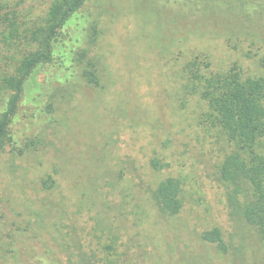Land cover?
Instances as JSON below:
<instances>
[{
  "label": "rangeland",
  "instance_id": "obj_1",
  "mask_svg": "<svg viewBox=\"0 0 264 264\" xmlns=\"http://www.w3.org/2000/svg\"><path fill=\"white\" fill-rule=\"evenodd\" d=\"M49 1L36 0L34 12ZM174 2L97 0L105 87L59 98V127L45 146L0 154V264L108 257L119 264H264V245L231 215L216 178L231 147L203 123L206 102L183 93L181 66L204 51L217 72L238 63L245 77L264 76V68L221 37L173 42L179 34L166 32L160 18L161 6L170 13ZM1 69L13 70L2 54ZM22 125L16 119L17 131ZM153 157L169 166L154 170ZM167 176L182 182L177 215L163 214L150 194ZM214 227L232 242L231 252L202 239Z\"/></svg>",
  "mask_w": 264,
  "mask_h": 264
},
{
  "label": "trees",
  "instance_id": "obj_2",
  "mask_svg": "<svg viewBox=\"0 0 264 264\" xmlns=\"http://www.w3.org/2000/svg\"><path fill=\"white\" fill-rule=\"evenodd\" d=\"M35 1L0 0V54L13 65L0 70V154L22 155L45 146L47 135L59 127V98L74 97L76 88L105 87L106 68L96 53L103 14L97 0H50L37 13ZM174 3L170 13L161 6L160 15L163 29L179 34L173 42L192 35L221 37L264 68V0ZM211 65L204 51L187 57L181 66L183 93L206 102L203 123L217 128L230 145L216 178L225 186L231 215L252 227L264 245V76L245 77L238 63L223 73ZM16 119L23 124L18 131ZM150 163L156 171L169 166L159 157ZM150 194L163 214L177 215L183 208L177 177L159 180ZM201 237L224 253L233 250L220 227ZM112 259L86 258L80 264H119Z\"/></svg>",
  "mask_w": 264,
  "mask_h": 264
}]
</instances>
